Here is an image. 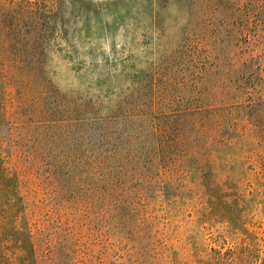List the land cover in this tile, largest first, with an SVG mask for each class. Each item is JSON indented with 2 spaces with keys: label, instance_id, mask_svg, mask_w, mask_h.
<instances>
[{
  "label": "rangeland",
  "instance_id": "obj_1",
  "mask_svg": "<svg viewBox=\"0 0 264 264\" xmlns=\"http://www.w3.org/2000/svg\"><path fill=\"white\" fill-rule=\"evenodd\" d=\"M0 212V264H264V0H0Z\"/></svg>",
  "mask_w": 264,
  "mask_h": 264
},
{
  "label": "trees",
  "instance_id": "obj_2",
  "mask_svg": "<svg viewBox=\"0 0 264 264\" xmlns=\"http://www.w3.org/2000/svg\"><path fill=\"white\" fill-rule=\"evenodd\" d=\"M4 211H6V210H2L1 212H4ZM0 212V213H1ZM6 232V231H5ZM5 232H2L1 230H0V245H4L5 243H7V241H4L5 240V238H9V235L7 236V233H5ZM16 243V242H15Z\"/></svg>",
  "mask_w": 264,
  "mask_h": 264
}]
</instances>
